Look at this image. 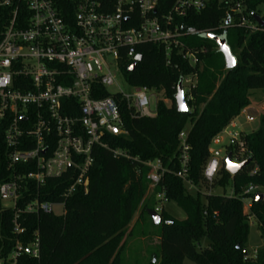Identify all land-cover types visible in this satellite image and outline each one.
I'll list each match as a JSON object with an SVG mask.
<instances>
[{
    "label": "trees",
    "instance_id": "obj_1",
    "mask_svg": "<svg viewBox=\"0 0 264 264\" xmlns=\"http://www.w3.org/2000/svg\"><path fill=\"white\" fill-rule=\"evenodd\" d=\"M99 1L107 12L115 0ZM201 1L203 9L175 16L170 27L182 34L181 48L166 50L161 43H142L135 46L140 61L132 72L127 71L131 62L119 63V73L129 87L146 88L162 96L155 103L154 118L137 117L117 101L127 134L108 136L105 142L111 149L126 153L127 159L113 158L111 151L96 149L86 190L77 188L65 200L62 195L72 183L68 175L46 179L39 187L32 186V199L63 202L64 215H23L19 222L25 233L21 236L12 234V214L0 205V259L11 252L16 241L25 245L36 232L39 258L31 259L24 254L18 264H121L127 227L149 188L148 169L140 163L159 160L169 172L150 198L163 193L165 202H173L185 218L176 220L163 209L159 212L157 264H182L184 260L193 264H264V243L253 257L244 255L248 217L254 219L264 241V193L259 202L253 200L255 194H260L257 191L242 195L248 185L264 190V113L259 116L257 131L239 134L237 142L242 143L243 150L240 151L238 143L225 148V153H230L237 162L249 159L247 167L231 176L222 164L211 183L202 176L211 140L250 106V91L264 90V0ZM175 2L157 0L154 16L167 15ZM237 7L242 8L255 31L248 24L239 25L241 16L235 11ZM252 15L260 17L262 27ZM208 34L224 37L231 52L234 48L239 50L233 69H225L215 43L206 38ZM185 55H191L193 61L185 59ZM185 78L192 79V85H182L188 111L178 113L174 96L179 81ZM187 123H190L187 135L190 149L185 179L197 188L194 196L174 175L180 170L177 136ZM4 165L0 145V181L7 175ZM254 168L256 173L251 175ZM228 185L230 195L226 193ZM243 199L250 200L247 214L243 212ZM148 201L141 206L137 222L152 223L147 211L154 208ZM23 204L19 202V206Z\"/></svg>",
    "mask_w": 264,
    "mask_h": 264
},
{
    "label": "built area",
    "instance_id": "obj_2",
    "mask_svg": "<svg viewBox=\"0 0 264 264\" xmlns=\"http://www.w3.org/2000/svg\"><path fill=\"white\" fill-rule=\"evenodd\" d=\"M156 7L157 0H115L111 11L105 12L99 0H0V145L7 172L0 181V205L12 214L14 236L25 233L19 222L23 215L53 213L55 207H60L59 215H64L63 202L32 199V186L68 175L72 183L62 195L65 200L77 188L86 190L96 149L111 151L113 158L127 159L126 153L111 149L105 142L108 136L127 134L117 101L137 117H155L156 101L150 91L129 87L124 79L127 90L120 88L119 63L126 60L132 64L137 56L135 46L142 43H161L166 50L181 48L182 34L170 28L175 16L182 17L188 10L199 11L204 3L176 0L162 18L154 16ZM235 11L241 16L240 8ZM245 24L248 21L241 16L239 25ZM248 25L251 31L256 30ZM184 58L193 61L191 55ZM182 85H192V79L185 78ZM109 88L116 91L109 93ZM104 92L107 94L102 96ZM246 121L252 119L246 116ZM188 131L185 126L177 136L180 170L174 175L186 188L197 191L185 179ZM224 131L209 146V158L202 169L207 183L224 165L226 153L217 149ZM238 137L230 138L227 146L238 143L241 151L243 145L237 142ZM140 164L148 169L147 192L151 195L169 171L159 160ZM255 173L256 168L250 172ZM257 190L248 185L242 195ZM155 198L165 202L163 193ZM242 202L245 214L250 200ZM162 209L159 205L154 212L158 214ZM24 254L39 258L36 232L25 245L16 241L0 264H18Z\"/></svg>",
    "mask_w": 264,
    "mask_h": 264
},
{
    "label": "rangeland",
    "instance_id": "obj_3",
    "mask_svg": "<svg viewBox=\"0 0 264 264\" xmlns=\"http://www.w3.org/2000/svg\"><path fill=\"white\" fill-rule=\"evenodd\" d=\"M242 12V8L240 9ZM242 17H244L247 21V18L245 15L241 14ZM239 50L237 48L233 49V55L238 56ZM117 81L119 83V86L123 90H127V87L123 81V77L121 74L117 76ZM116 91V88H109V93H114ZM150 94L153 97L154 103L155 101L162 98L161 94L155 93L153 91L150 92ZM250 102H251V110L249 114H243L240 113V115L236 118L234 121L235 128H231L228 126L224 133L221 135V138L223 140L222 144L218 146V150L221 152L225 151V147L228 145L230 138L237 137L239 134H249L251 132H255L260 127L259 122V116L264 113V90H252L250 91ZM165 103L168 104L167 101ZM246 116L250 117L252 119L251 122L246 121ZM190 127V123H187L186 128ZM212 148L214 146L212 145ZM187 191L190 195H196L197 191L193 188H187ZM202 191V190H201ZM203 192V191H202ZM227 195H230L231 188L230 185L226 188ZM256 193L263 194L264 190L261 188H258ZM150 194L146 192L145 197L136 212V214L133 217L132 222L127 227V233L123 239V248L121 252V264H157L160 259V253H159V226H155L153 223H150L149 220H146L144 223L137 222V218L139 215V210L141 206L147 202L149 199V205L152 208H156L159 205H162L163 210L169 214L171 217H173L176 220H183L185 218L184 213L177 208V206L173 202H160L158 199L150 198ZM245 203V201H244ZM61 212L60 207L53 208V214L59 215ZM248 212H245L247 214ZM159 214V213H158ZM248 238L246 243V254L249 257H253L255 251L260 248L264 241L260 237L259 232L257 230V224L255 223L254 219L252 217H248ZM206 243L205 241L203 244ZM205 245V244H204ZM199 250V248H198ZM182 264H193L192 262L188 260H184Z\"/></svg>",
    "mask_w": 264,
    "mask_h": 264
},
{
    "label": "water",
    "instance_id": "obj_4",
    "mask_svg": "<svg viewBox=\"0 0 264 264\" xmlns=\"http://www.w3.org/2000/svg\"><path fill=\"white\" fill-rule=\"evenodd\" d=\"M252 18L256 22V24L263 26V22L261 21L259 16L252 15ZM206 38L213 41L218 49V52L222 55L224 60L225 69L231 70L236 66V59L232 52L230 51V48L228 47L226 40L224 37L215 36L212 34L206 35ZM140 61V56L137 55L134 58L133 63L130 65V67L127 69L128 72H132L136 66L137 63ZM175 99V108L178 113H186L188 111V107L185 101L184 92L182 88V80L179 81L177 85L176 94L174 96ZM250 163V160L247 159L241 163H235L232 161L231 154H226L224 158V169L227 173H229L231 176L236 175L237 173L243 171L247 165ZM263 199L262 194H255L253 200L254 202H259ZM147 214L152 220V223L155 226H158L160 224V216L154 211H147ZM244 255L246 256V252H244Z\"/></svg>",
    "mask_w": 264,
    "mask_h": 264
},
{
    "label": "crops",
    "instance_id": "obj_5",
    "mask_svg": "<svg viewBox=\"0 0 264 264\" xmlns=\"http://www.w3.org/2000/svg\"><path fill=\"white\" fill-rule=\"evenodd\" d=\"M250 110H251V102H250V106H248L247 108H245L241 113H243V114H249ZM235 120H236V118L230 123L229 126L231 128H235V124H234V121ZM241 134H244V133H241Z\"/></svg>",
    "mask_w": 264,
    "mask_h": 264
}]
</instances>
